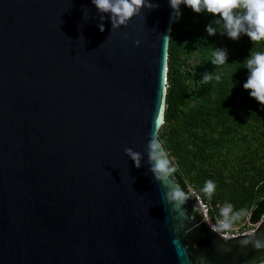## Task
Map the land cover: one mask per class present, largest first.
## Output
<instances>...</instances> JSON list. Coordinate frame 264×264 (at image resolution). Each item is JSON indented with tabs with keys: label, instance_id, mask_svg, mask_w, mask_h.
Masks as SVG:
<instances>
[{
	"label": "water",
	"instance_id": "water-1",
	"mask_svg": "<svg viewBox=\"0 0 264 264\" xmlns=\"http://www.w3.org/2000/svg\"><path fill=\"white\" fill-rule=\"evenodd\" d=\"M152 2L113 29L91 0H0V264H264V196L223 237L170 160L179 209L149 171L173 11Z\"/></svg>",
	"mask_w": 264,
	"mask_h": 264
},
{
	"label": "trees",
	"instance_id": "trees-1",
	"mask_svg": "<svg viewBox=\"0 0 264 264\" xmlns=\"http://www.w3.org/2000/svg\"><path fill=\"white\" fill-rule=\"evenodd\" d=\"M182 15L171 23L167 47L163 121L157 137L175 173L199 198L210 203L212 215L228 208V221L248 215L264 196V106L243 88L245 57L264 51L246 35L231 40L220 35L216 17L180 5ZM218 34L209 36V22ZM215 47L228 50V63H211ZM205 73L211 74L207 82ZM220 75V80H216ZM216 183L214 193L202 190ZM263 220L260 212L257 220ZM254 222V223H255Z\"/></svg>",
	"mask_w": 264,
	"mask_h": 264
},
{
	"label": "clouds",
	"instance_id": "clouds-1",
	"mask_svg": "<svg viewBox=\"0 0 264 264\" xmlns=\"http://www.w3.org/2000/svg\"><path fill=\"white\" fill-rule=\"evenodd\" d=\"M91 2L98 13L108 14L113 29L127 25L133 16L140 14L142 8L151 10L158 7V3H153L152 0H91ZM168 2L173 10L170 17L172 23L178 21L182 15L180 5L183 4L197 14L206 13L216 17L215 24L222 26L223 29L219 32L220 35H225L233 41L246 35L251 44L264 42V0H168ZM100 19L103 20L104 15H101ZM98 27L100 31L104 30L103 24ZM170 31L171 28H169ZM205 31L209 36L218 34L217 28L213 27L211 21L205 26ZM169 37L170 35H166V39ZM243 61L245 62L244 68L247 69V79L242 86L248 90L250 97L264 106V51L252 53L249 50L248 56ZM211 63L214 66L228 63L227 48L215 47ZM215 78L219 81L221 77L216 75ZM210 79V73H205L202 77L205 82ZM147 150L149 171L154 179L166 189L165 200L179 209L190 198V195L177 184H173L170 179L174 169L167 158V153L158 142L155 132L150 133ZM124 151L137 168L141 167L142 154L140 152L132 148H125ZM215 188V181L207 180L202 190L211 194L215 192ZM222 227L226 228L227 225ZM255 247L257 249L264 247V242L255 241Z\"/></svg>",
	"mask_w": 264,
	"mask_h": 264
},
{
	"label": "built area",
	"instance_id": "built-area-1",
	"mask_svg": "<svg viewBox=\"0 0 264 264\" xmlns=\"http://www.w3.org/2000/svg\"><path fill=\"white\" fill-rule=\"evenodd\" d=\"M198 205L204 215L208 227L216 234L223 237H234L237 235L247 234L252 232L254 228L261 222H247L248 215L238 217L234 222L228 221V208L226 205L220 206V215L211 214V205L207 201H203L198 196ZM227 225L226 228L222 227Z\"/></svg>",
	"mask_w": 264,
	"mask_h": 264
}]
</instances>
